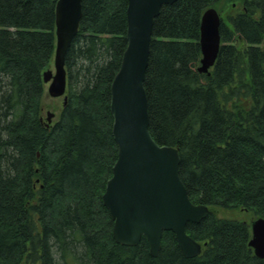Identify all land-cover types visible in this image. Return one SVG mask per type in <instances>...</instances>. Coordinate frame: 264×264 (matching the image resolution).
<instances>
[{
    "label": "trees",
    "instance_id": "obj_1",
    "mask_svg": "<svg viewBox=\"0 0 264 264\" xmlns=\"http://www.w3.org/2000/svg\"><path fill=\"white\" fill-rule=\"evenodd\" d=\"M220 0H177L153 21L144 77L148 131L177 148L179 178L208 207L186 232L185 258L163 232L156 257L144 237L116 244L101 196L116 160L110 84L126 48V0H81L65 55L66 103L41 118L42 74L53 62L56 0H0V264H264L248 222L264 218V0H239L220 19V47L199 73V25Z\"/></svg>",
    "mask_w": 264,
    "mask_h": 264
},
{
    "label": "water",
    "instance_id": "obj_2",
    "mask_svg": "<svg viewBox=\"0 0 264 264\" xmlns=\"http://www.w3.org/2000/svg\"><path fill=\"white\" fill-rule=\"evenodd\" d=\"M175 1L126 0V48L109 92L111 134L117 156L101 200L113 222L111 233L116 244L133 247L144 237L149 254L156 257L163 232H171L181 255L192 258L200 254L201 245L187 234L186 226L201 222L209 209L189 200L179 178L177 148L158 145L150 136L144 90L153 21L161 6ZM80 18L81 0H56L54 74L47 69L42 82L48 85V96L63 97V106L67 85L65 55L78 32ZM219 25L217 11L206 9L199 25V73H207L216 61ZM52 118L53 114L47 112L46 126ZM249 226L248 246L257 258L264 260V218L251 220Z\"/></svg>",
    "mask_w": 264,
    "mask_h": 264
},
{
    "label": "rangeland",
    "instance_id": "obj_3",
    "mask_svg": "<svg viewBox=\"0 0 264 264\" xmlns=\"http://www.w3.org/2000/svg\"><path fill=\"white\" fill-rule=\"evenodd\" d=\"M238 3H239V0H220L217 3V6L215 9L217 10L219 16L222 19H224V17L227 14L234 11ZM48 69H50L52 73L54 74V69L52 65ZM47 86L48 85H44V92H43V97L41 101V118L45 122L46 113L47 112L52 113L53 118L51 119V122L49 125H53L58 120V117L62 111L63 97L52 98L48 96ZM214 213L216 214L218 218L237 219V220H242L245 222H249L250 220H252L250 213L248 214L238 209L224 210L220 208H215Z\"/></svg>",
    "mask_w": 264,
    "mask_h": 264
}]
</instances>
